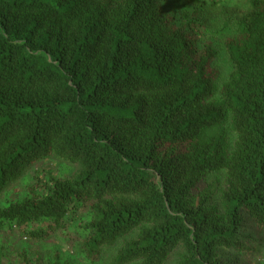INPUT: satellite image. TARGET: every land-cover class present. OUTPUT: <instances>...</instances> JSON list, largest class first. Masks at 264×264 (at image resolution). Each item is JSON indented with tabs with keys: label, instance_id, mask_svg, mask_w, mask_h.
<instances>
[{
	"label": "trees",
	"instance_id": "1",
	"mask_svg": "<svg viewBox=\"0 0 264 264\" xmlns=\"http://www.w3.org/2000/svg\"><path fill=\"white\" fill-rule=\"evenodd\" d=\"M167 1L0 0V194L50 158L76 168L0 226L43 240L82 207L81 248L110 264L264 254L245 232H264V0H246L221 71Z\"/></svg>",
	"mask_w": 264,
	"mask_h": 264
},
{
	"label": "rangeland",
	"instance_id": "2",
	"mask_svg": "<svg viewBox=\"0 0 264 264\" xmlns=\"http://www.w3.org/2000/svg\"><path fill=\"white\" fill-rule=\"evenodd\" d=\"M166 3L164 7L176 17L186 14L187 28L192 27L198 33L200 45L209 44L218 50L222 48L223 40L235 20L247 13L246 0H168ZM216 64L220 71L225 68L224 51L220 50ZM75 172L76 168L60 160L50 158L42 161L0 194V207L24 197L30 186H38L41 190L48 173L67 176ZM89 216L90 212L81 207L61 220L60 224L53 225L54 229L47 239L38 241L28 239L20 231L33 229L38 224L31 223L19 228L4 223L0 226V264H23L22 255L31 264H110V256L107 254L102 258L90 257L81 248L84 224ZM245 230L254 233L259 239L264 238V232L251 225H246ZM239 261L241 264H264V254L246 255Z\"/></svg>",
	"mask_w": 264,
	"mask_h": 264
}]
</instances>
